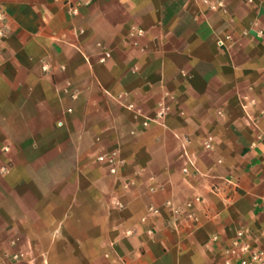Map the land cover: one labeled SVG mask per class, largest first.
<instances>
[{
    "label": "crops",
    "instance_id": "0c3cea01",
    "mask_svg": "<svg viewBox=\"0 0 264 264\" xmlns=\"http://www.w3.org/2000/svg\"><path fill=\"white\" fill-rule=\"evenodd\" d=\"M0 13V258L240 264L227 253L241 231L264 250V0H0ZM111 152L115 175L97 161Z\"/></svg>",
    "mask_w": 264,
    "mask_h": 264
},
{
    "label": "built area",
    "instance_id": "2783aa9c",
    "mask_svg": "<svg viewBox=\"0 0 264 264\" xmlns=\"http://www.w3.org/2000/svg\"><path fill=\"white\" fill-rule=\"evenodd\" d=\"M213 9H216L215 7ZM73 14H77V10L73 9L72 10ZM0 22L4 23L5 22V15L4 13H0ZM261 34V33H260ZM4 35V26L0 27V37ZM227 40H230L228 37ZM221 46H224V41H220L219 43ZM110 58V53H105L104 56L100 59L101 63H105L108 59ZM46 70V67L44 68ZM129 109H132V106H128ZM168 108L162 104L161 109L155 117L149 118V117H143L139 112H137L138 116H142L143 119V127L147 128L149 127L152 123H161L162 120L165 118L167 115ZM71 112V110H69ZM250 119V117L248 116ZM203 148L207 151H210L213 149V140L212 138H208L206 141L203 142ZM7 152L8 149H5ZM184 157L186 158L187 165L183 168V172L185 174L188 173L189 168L188 166L193 167L197 172L198 169L196 168L195 161L192 160L188 156V153L184 151ZM98 162L100 163H105L108 168L109 172L113 175L117 174L119 165L122 164V161L119 160L118 158V153L117 152H111V153H106L97 159ZM1 173H6L7 168H2L0 170ZM129 185H125V189H128ZM114 206L119 209V210H124L125 205L119 200V199H114L113 201ZM238 240L235 241L234 247L228 251L227 255L232 256L236 259L239 260L240 264H264V250L263 249H254L251 244L247 241V232L246 231H241L238 233ZM22 261H24V255L22 253H15L12 255H7L4 258H0V264H19ZM226 264H230V261H226Z\"/></svg>",
    "mask_w": 264,
    "mask_h": 264
}]
</instances>
